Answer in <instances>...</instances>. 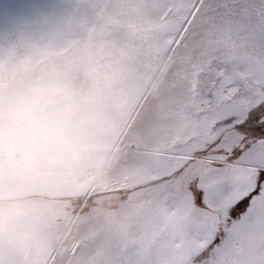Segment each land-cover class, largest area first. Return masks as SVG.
<instances>
[{"label":"snow or ice","instance_id":"1","mask_svg":"<svg viewBox=\"0 0 264 264\" xmlns=\"http://www.w3.org/2000/svg\"><path fill=\"white\" fill-rule=\"evenodd\" d=\"M79 74L146 127L124 220L75 264H264V0H49L0 16V88Z\"/></svg>","mask_w":264,"mask_h":264},{"label":"rangeland","instance_id":"2","mask_svg":"<svg viewBox=\"0 0 264 264\" xmlns=\"http://www.w3.org/2000/svg\"><path fill=\"white\" fill-rule=\"evenodd\" d=\"M145 134L131 93L76 73L0 88V264H75L121 224Z\"/></svg>","mask_w":264,"mask_h":264}]
</instances>
